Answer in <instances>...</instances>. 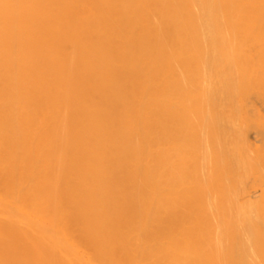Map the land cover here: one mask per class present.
Instances as JSON below:
<instances>
[{
  "label": "bare ground",
  "instance_id": "1",
  "mask_svg": "<svg viewBox=\"0 0 264 264\" xmlns=\"http://www.w3.org/2000/svg\"><path fill=\"white\" fill-rule=\"evenodd\" d=\"M0 264H264V0H0Z\"/></svg>",
  "mask_w": 264,
  "mask_h": 264
}]
</instances>
